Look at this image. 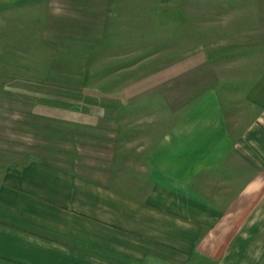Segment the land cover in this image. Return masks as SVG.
<instances>
[{
  "label": "rangeland",
  "instance_id": "374dc122",
  "mask_svg": "<svg viewBox=\"0 0 264 264\" xmlns=\"http://www.w3.org/2000/svg\"><path fill=\"white\" fill-rule=\"evenodd\" d=\"M263 68L264 0H0V184L44 160L145 197L184 108L216 87L230 106ZM224 220L152 264H264V220Z\"/></svg>",
  "mask_w": 264,
  "mask_h": 264
},
{
  "label": "crops",
  "instance_id": "0c3cea01",
  "mask_svg": "<svg viewBox=\"0 0 264 264\" xmlns=\"http://www.w3.org/2000/svg\"><path fill=\"white\" fill-rule=\"evenodd\" d=\"M246 84L230 106L216 87L184 108L147 154L145 197L44 160L9 167L0 264H152L222 234L226 218L264 220V68Z\"/></svg>",
  "mask_w": 264,
  "mask_h": 264
}]
</instances>
